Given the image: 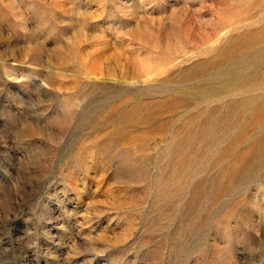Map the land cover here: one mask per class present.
<instances>
[{
  "label": "rangeland",
  "instance_id": "rangeland-1",
  "mask_svg": "<svg viewBox=\"0 0 264 264\" xmlns=\"http://www.w3.org/2000/svg\"><path fill=\"white\" fill-rule=\"evenodd\" d=\"M0 264H264V0H0Z\"/></svg>",
  "mask_w": 264,
  "mask_h": 264
}]
</instances>
